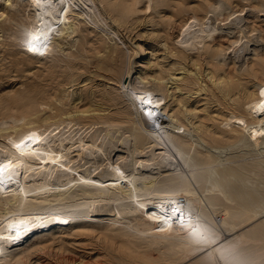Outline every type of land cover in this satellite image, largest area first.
<instances>
[{
  "label": "bare ground",
  "instance_id": "bare-ground-1",
  "mask_svg": "<svg viewBox=\"0 0 264 264\" xmlns=\"http://www.w3.org/2000/svg\"><path fill=\"white\" fill-rule=\"evenodd\" d=\"M99 1L123 24L144 0ZM236 5L205 0L193 11L180 9L171 31L172 54L205 55L212 93L228 109L217 117L204 107L199 117L183 93L168 89L164 78L172 67L152 76L132 73L123 82L130 72L125 53L105 46L93 49L106 52L108 69L122 82L109 98L116 110L74 109L73 91L59 87L75 81L66 38L78 30L77 13L97 19L96 0H0L11 70L23 71L39 55L51 76L61 77L58 85L17 86L0 95V162L13 165L0 182V264H31L30 247L53 229L97 224L106 250L100 264H264V157L239 161L235 154L264 145V53L245 14L252 5L264 15V0ZM38 30L50 37L43 55L26 47ZM222 32L227 45L213 48ZM200 76L186 70L172 85L182 91L204 81ZM31 133L39 141L17 150ZM51 253L60 264H86L63 247Z\"/></svg>",
  "mask_w": 264,
  "mask_h": 264
},
{
  "label": "rangeland",
  "instance_id": "rangeland-1",
  "mask_svg": "<svg viewBox=\"0 0 264 264\" xmlns=\"http://www.w3.org/2000/svg\"><path fill=\"white\" fill-rule=\"evenodd\" d=\"M146 1L144 0L139 3L137 10L123 24L114 21L105 4L99 0H96V5L100 15H96L97 19L95 21L87 17H82L78 13L76 14L77 18H75V21L78 30L72 33V35L67 36L66 41L70 45L67 47L66 44L67 48L64 50V53L66 52L68 58L71 59L74 65L73 68H70L72 71L74 69L75 73V81L72 84L63 83L61 77L53 78L50 73V68L44 63L45 58L39 55L34 56L35 63L30 64L23 71L17 72L11 70L14 67L12 56L10 55L13 49L8 46L5 40L7 33L1 28L7 15L0 7V95L18 88L17 86L20 88L37 84L49 86V83L58 85L61 81L59 87L65 86L73 91L69 102L71 106L75 104L73 106L74 109L84 110L89 106L99 105L100 107L106 108L105 110H100V112L105 113L110 111L113 113L116 110V106L109 98L113 92L119 89L122 82L118 81L116 75L108 69L109 64L104 60L106 52L99 49H95L94 51L93 48H99L100 46H105L108 49L118 47V49L124 51L130 70V72L125 73L123 82L128 81V76L132 73L142 72L148 74V76H152L154 75L153 71L159 67L165 69L172 67L170 74L166 75L164 79L170 92H175L173 96L178 95V97H181V93H183L184 97L189 99L190 107H198L199 117L204 116L206 113L203 110L204 107H207L210 116L221 117L218 113L222 111L226 112L228 109L212 93L211 81L205 75L207 70L212 68V66L207 62L205 55L202 54L198 57L197 53L193 52V55L190 54L186 58H181L177 54H172L168 47L169 43L173 42V38H170L173 25L180 19V15L178 14L179 10L187 9V11H193L199 8L205 0H156V4L150 7L146 6ZM230 1L233 6L238 7L236 5L238 0ZM252 7V5L245 6V14L247 16V22H249L248 25L256 27L255 30L259 34L258 37L260 40L262 39L261 41L259 40L257 48L263 54L264 15L261 12L254 13L255 9ZM249 8L251 9L249 10ZM4 18L5 20H3ZM226 35L225 32L219 33L214 39L215 41L213 43L215 45L213 44V48L221 44L225 47L227 45ZM166 36H169L167 41ZM253 56V54L250 55L251 58ZM229 67L230 65L228 64L226 68L228 69ZM186 70L192 72V74L200 72L202 76L200 77L204 81L201 82L199 80V83L197 81L193 86H189L190 88H183L184 81L180 80L178 84L183 88L180 91L174 87L176 84L174 78L182 76ZM207 83L209 87L206 90H198L202 84L208 85ZM172 103H175V100L172 99ZM206 121L208 123L213 122L212 120ZM260 146L257 151L250 146H245L237 150L234 148L236 159L239 161L245 160L253 157V155L264 157V145ZM106 222L104 220V223ZM101 227L102 224H97L93 228L84 227V229H75L64 226V228L59 227L53 229V236H47L41 239L40 242H35L30 247L32 250H30L31 264H60V258L51 253L52 250H58L59 247H63L72 258L83 260L86 264H100L106 259V250L103 247V243L98 239V232ZM38 243H40L39 246H41V249L38 248ZM35 244H37V247H34ZM43 244L46 246L43 247Z\"/></svg>",
  "mask_w": 264,
  "mask_h": 264
},
{
  "label": "snow or ice",
  "instance_id": "snow-or-ice-1",
  "mask_svg": "<svg viewBox=\"0 0 264 264\" xmlns=\"http://www.w3.org/2000/svg\"><path fill=\"white\" fill-rule=\"evenodd\" d=\"M37 4L40 3V0H35ZM47 3L51 4L53 3V0H46ZM50 39L47 35H44L41 31H36L35 33H29V38L26 41V47L29 52L36 53L43 55L42 47L46 46V42ZM44 41L45 43L42 44L41 41ZM261 96H264V90H261ZM138 99L141 100L143 104H150L151 101L149 99H145L144 97H138ZM260 107L264 108V105H260ZM148 115H151L150 112L146 113ZM39 136L36 133H31L23 141H21L19 144H16L15 147L17 150L23 151V146L26 145L27 142H31L32 144H36L39 141ZM13 165L10 160L0 162V182H2L3 177L6 172L11 174V169ZM19 238V237H17Z\"/></svg>",
  "mask_w": 264,
  "mask_h": 264
}]
</instances>
